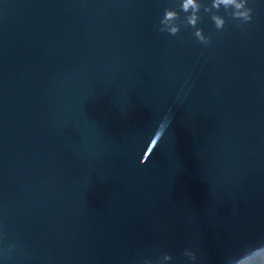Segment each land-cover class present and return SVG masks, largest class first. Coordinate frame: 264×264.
Segmentation results:
<instances>
[{
	"label": "water",
	"instance_id": "water-1",
	"mask_svg": "<svg viewBox=\"0 0 264 264\" xmlns=\"http://www.w3.org/2000/svg\"><path fill=\"white\" fill-rule=\"evenodd\" d=\"M249 6L243 29L204 14L205 46L158 31L177 0H0V264L264 252V0Z\"/></svg>",
	"mask_w": 264,
	"mask_h": 264
},
{
	"label": "clouds",
	"instance_id": "clouds-1",
	"mask_svg": "<svg viewBox=\"0 0 264 264\" xmlns=\"http://www.w3.org/2000/svg\"><path fill=\"white\" fill-rule=\"evenodd\" d=\"M249 2L250 0H210L209 3H205L204 0H177L178 10L176 8L165 9L157 29L161 33H167L171 36H180L181 24H183L185 27L195 29L193 33L195 39L199 43L207 46L212 43V37L206 35L203 28L198 27L204 19V14L209 16L217 31L226 29L228 24L226 16L236 21L237 26L243 29L244 26L251 23L254 18V8L249 6ZM222 9L224 13H226V16L220 14ZM181 13L184 14L183 19L181 18ZM170 123V119H168L167 122H161L147 149L148 153L151 154L157 148L170 126ZM149 155H147L146 161ZM15 247L16 246L13 244L9 248L0 249V252L7 256ZM182 254L184 257L188 258L191 264H200L201 258L193 249L185 248ZM173 259L174 257L171 253L164 252L156 259L144 257L141 259L140 264H170Z\"/></svg>",
	"mask_w": 264,
	"mask_h": 264
},
{
	"label": "trees",
	"instance_id": "trees-1",
	"mask_svg": "<svg viewBox=\"0 0 264 264\" xmlns=\"http://www.w3.org/2000/svg\"><path fill=\"white\" fill-rule=\"evenodd\" d=\"M243 264V263H242ZM244 264H264V252L261 253L258 257L249 260L248 262H244Z\"/></svg>",
	"mask_w": 264,
	"mask_h": 264
},
{
	"label": "rangeland",
	"instance_id": "rangeland-1",
	"mask_svg": "<svg viewBox=\"0 0 264 264\" xmlns=\"http://www.w3.org/2000/svg\"><path fill=\"white\" fill-rule=\"evenodd\" d=\"M246 262H248V261H246ZM246 262H245V263H246ZM243 264H244V263H243Z\"/></svg>",
	"mask_w": 264,
	"mask_h": 264
}]
</instances>
